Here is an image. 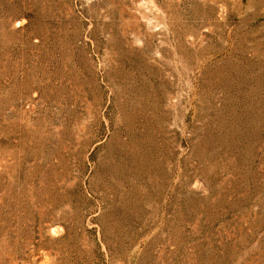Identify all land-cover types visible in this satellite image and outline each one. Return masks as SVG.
Wrapping results in <instances>:
<instances>
[{"label":"rangeland","instance_id":"rangeland-1","mask_svg":"<svg viewBox=\"0 0 264 264\" xmlns=\"http://www.w3.org/2000/svg\"><path fill=\"white\" fill-rule=\"evenodd\" d=\"M0 264H264V0H0Z\"/></svg>","mask_w":264,"mask_h":264}]
</instances>
